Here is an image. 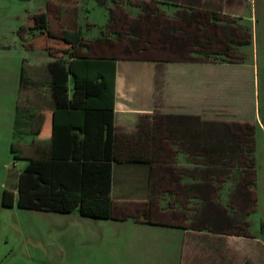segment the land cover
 <instances>
[{"label": "crops", "instance_id": "1", "mask_svg": "<svg viewBox=\"0 0 264 264\" xmlns=\"http://www.w3.org/2000/svg\"><path fill=\"white\" fill-rule=\"evenodd\" d=\"M55 1L58 34L80 38L72 50L114 61L105 73L115 72L117 150L151 159L112 161L117 218L82 215L80 264H264V230L254 234L247 218L259 128L264 134L254 0L239 11L233 0H98L100 20L81 19L78 0ZM73 58L48 54L21 66L20 98L0 124V146L22 166L12 174L16 203L29 161L52 153L58 100L50 63L69 67ZM68 84L70 102L86 100L73 74ZM92 89L94 109L106 107Z\"/></svg>", "mask_w": 264, "mask_h": 264}, {"label": "trees", "instance_id": "2", "mask_svg": "<svg viewBox=\"0 0 264 264\" xmlns=\"http://www.w3.org/2000/svg\"><path fill=\"white\" fill-rule=\"evenodd\" d=\"M32 21L29 30H39L43 36L38 39L40 43L36 44L46 49L51 56L71 54L74 58L69 67L61 60L50 63L53 73L51 89L58 100L54 113L52 153L48 160L29 161L20 175L17 204L33 210L78 212L93 218L116 219L111 196L112 161L151 162V159L138 154L136 149L127 152L117 150V134L113 126L115 72L111 76L105 73H109V67L114 68V61L107 58L93 59L73 51L75 41L80 39L77 34L68 29H61L58 34L43 12L35 15ZM34 40L29 45L32 46ZM76 63L81 65L83 74L77 72ZM93 72L98 74L90 78ZM69 74L74 75L75 88L84 91L86 100L69 101ZM99 77L101 79L97 81ZM93 82H96V86H93ZM92 87H97L103 93L102 102H106V107L94 109L88 101L89 97L94 96H91L94 91ZM80 133L84 134L83 138ZM12 151L16 152L14 144ZM251 152H254V146ZM250 167L252 176L248 183L254 192L257 180L254 159ZM2 204L5 207L15 205L13 190H4ZM148 218L147 222H151Z\"/></svg>", "mask_w": 264, "mask_h": 264}, {"label": "rangeland", "instance_id": "3", "mask_svg": "<svg viewBox=\"0 0 264 264\" xmlns=\"http://www.w3.org/2000/svg\"><path fill=\"white\" fill-rule=\"evenodd\" d=\"M78 1L79 11L76 13L80 14L81 19L89 16L91 19L100 20L106 12L98 0ZM233 1L234 10L239 11L238 3L242 0ZM254 2L258 15L255 47L259 53L262 71L264 0ZM57 5L55 0H0V124L6 123V118L12 114L20 98L17 78L24 60L31 61L49 54L35 43H40L38 39L43 36L39 30H29L32 19L43 12L49 20ZM50 23L56 28L53 19H50ZM33 40L34 44L29 45ZM260 99L264 117V80L261 82ZM256 145L258 179L254 192L251 191L249 196L250 210L247 218L251 231L259 234L264 230V134L260 128ZM17 162L8 147L0 146V264H80L84 248L81 241L87 230L82 221L88 218L77 212L61 213L22 208L16 202L13 207L3 206V192L12 188V174L15 170L17 176L18 169L22 167ZM17 192L19 195V191Z\"/></svg>", "mask_w": 264, "mask_h": 264}]
</instances>
